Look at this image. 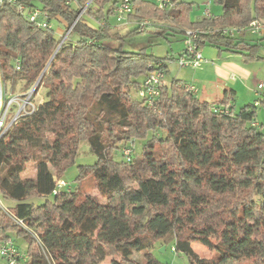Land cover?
Here are the masks:
<instances>
[{
    "label": "trees",
    "instance_id": "1",
    "mask_svg": "<svg viewBox=\"0 0 264 264\" xmlns=\"http://www.w3.org/2000/svg\"><path fill=\"white\" fill-rule=\"evenodd\" d=\"M123 1L20 0L49 21L72 27L74 41L57 51L60 39L53 30L38 29L9 4L0 7L4 84H30L43 73L37 88L46 90L36 112L0 139V197L15 203L6 209L27 227H17L0 211V238L15 233L27 242L22 264H101L108 258L110 264H140L132 259L136 252L145 253L141 264H159L150 252L158 241H172L189 264H264V122L255 124L257 107L232 112L233 92L209 105L173 79L149 108L134 93L149 66L162 65L167 73V59L124 50L126 37L147 29L183 35L242 28L254 20L264 24V0H211L222 14L196 23L189 21L191 5L180 0H171L165 12L155 3L129 0L128 20L136 27L122 36L114 10ZM83 9L97 26L82 15L77 19ZM146 19L157 23L140 31ZM205 44L239 54L245 63L264 61L260 45L238 37L205 39L200 48ZM16 57L19 73L13 71ZM256 101L264 107V100ZM214 107H228V113ZM155 131L164 138L147 140L138 159L133 161L132 152L124 161L123 147L132 143L134 151L133 141ZM82 142L96 162L78 167L76 187L54 194ZM30 163L36 165L35 178L23 180ZM87 178L98 197L80 188ZM33 200L43 202L35 206ZM193 243L215 258H200Z\"/></svg>",
    "mask_w": 264,
    "mask_h": 264
},
{
    "label": "built area",
    "instance_id": "2",
    "mask_svg": "<svg viewBox=\"0 0 264 264\" xmlns=\"http://www.w3.org/2000/svg\"><path fill=\"white\" fill-rule=\"evenodd\" d=\"M73 0H66L67 4L72 3ZM4 4L13 6L17 13L23 16L28 22L32 23L38 29L52 30L51 21L46 13L36 8H29L20 0H0V7ZM156 7L161 11H169L172 7L171 0H155ZM133 8L129 0H124L114 10V18L117 23L124 24L128 22V16L132 13ZM84 12V9L79 13V17ZM150 25L149 21H142L139 23L140 31H143ZM262 30V23L254 20L247 26L238 27H218V28H207V29H193L186 30L183 33V50L180 56L177 58V63L180 68H190L192 70L198 69L203 62V58L200 52L199 43L205 39H211L212 37H239L245 34L258 35ZM150 69L146 75L140 81L138 88L135 92L136 98L144 103L145 106L151 108L153 104L160 97V91L165 87V73L162 69V65L155 64L149 66ZM13 68L15 73L21 72V62L18 57L13 59ZM40 78L32 86V88L23 94H16L14 96H7L5 92L2 72L0 68V139L20 120L25 117L33 115L38 106L39 102L33 101V93L37 89ZM257 94L259 100H264V81L258 82L256 85ZM188 92L194 90L192 87L187 89ZM255 107H259V102H256ZM214 112L217 113H228V107L226 108H213ZM132 143H129L122 148V156L124 161L129 162L132 156ZM71 185L64 180H58L56 182V189L54 194L60 190L69 191ZM0 211H2L17 227L27 230V227L23 221L14 217L9 211L4 208L0 201ZM174 250V249H172ZM0 259L3 260L4 264H22L27 260V255L16 248L11 238H0Z\"/></svg>",
    "mask_w": 264,
    "mask_h": 264
},
{
    "label": "rangeland",
    "instance_id": "3",
    "mask_svg": "<svg viewBox=\"0 0 264 264\" xmlns=\"http://www.w3.org/2000/svg\"><path fill=\"white\" fill-rule=\"evenodd\" d=\"M146 1L152 3L155 0H146ZM185 1L194 2V4L191 5V11H190V13L192 11L194 13V16H192L193 19L195 18L197 19L199 17L201 18L203 12L209 11L210 9H213L212 11L213 13H215L214 11L215 8L221 9L219 6L206 4L204 0H185ZM197 6L199 7L198 9H200V12L196 14ZM82 16L87 24L91 22V24H89L91 27L97 26L96 23H94L91 19L83 15V13ZM147 21L151 23L149 26L157 23L150 20ZM112 22L115 23V20L112 19ZM158 24L163 25L165 23L158 22ZM51 25H52L51 29L54 31L55 37L59 38L60 42L62 41V44L65 42L71 43L74 41V37L69 34L70 32H68V28L64 22L58 20H52ZM135 27H136V23L132 20L130 21L128 20L127 23L119 24L117 26V31L122 36H125L128 32L134 30ZM179 36H181L182 41L178 42ZM182 36H183L182 34L171 35V33H164L162 35H157L154 34L153 30L147 29V32L145 34L139 33L126 37L124 40V50L126 52L143 51L159 59H167V57L171 59L179 52L181 48H184ZM260 54L264 55V49L260 50ZM167 70L168 71L165 74V82L167 86H169L170 83L175 78L182 80L180 75L183 74V70L179 69L174 61L173 63L171 62L168 65ZM37 80L38 78L36 79L35 82L30 84H26L25 81H18L14 85H12L11 81H7L5 84H3L5 87L6 95L10 97L16 94L26 93L32 88V86L37 82ZM45 93L46 90L44 88L35 89V92L33 93L34 94L33 101L35 103L37 102L42 103V101L45 100ZM134 97H136L135 93H134ZM242 106H243L242 104H236L234 107V113H237ZM263 116H264V107L260 106L257 108V120H258L257 122L260 123L264 122ZM164 136H165L164 132L155 131V132H149L147 134V138L145 141L144 140L141 141L137 140L136 142L133 141L134 142L133 161L139 158L141 154L142 146L147 140L152 138H154L155 140L162 139L164 138ZM156 149H159V147L157 146ZM117 158L118 157H116V160L119 159ZM95 162H96V158L91 153L89 144L87 142H82V144L79 145L75 162H73L74 164L70 165L67 168L61 180H64L65 182L69 183L70 185H72V187L73 186L76 187V183L74 180L78 174L77 171L78 167L82 165L83 166L93 165ZM35 174H36V165L34 163L27 164L25 171L21 175V179L33 180L35 178ZM81 184L82 185L80 188L83 189L84 192L88 193L89 195L98 197V193L94 189V184L91 179L87 178L83 180ZM0 201L4 206V208H8V209L12 208L15 204L13 201H5L1 197H0ZM41 202L43 201L33 200L30 203H33L35 206H38ZM101 202L103 201L101 200ZM10 237L14 242L16 248L19 249L21 252L26 253L28 247L27 242L23 238L18 237L15 233L10 235ZM173 245L174 243L172 241H169L167 243H163L160 241L153 243V246L150 250L151 255L159 264H189L188 259L184 254L172 250ZM162 247H165L164 251H161ZM192 249L200 258H206V259L215 258L213 253L207 251V249L201 246L200 244L193 243ZM144 254H145L144 252H140V253L136 252L133 254L132 259L141 264L144 262V258H143ZM0 264H4L3 260L1 259H0Z\"/></svg>",
    "mask_w": 264,
    "mask_h": 264
},
{
    "label": "crops",
    "instance_id": "4",
    "mask_svg": "<svg viewBox=\"0 0 264 264\" xmlns=\"http://www.w3.org/2000/svg\"><path fill=\"white\" fill-rule=\"evenodd\" d=\"M180 2L190 5L194 4V2H187L185 0H180ZM204 2L208 5H213L211 0H204ZM152 3H155V1ZM198 8L199 7L197 6L196 14L200 12V9ZM212 11L213 9L203 12L201 18L199 17L197 19L192 18V16H194L192 11L189 14V21L191 23H196L208 16L217 17L222 14V10L219 8L214 9L215 13ZM89 24H91V22L88 23V25ZM178 38V42L182 41L181 36ZM239 38L244 39L252 45H260L261 49H264V24L262 23V30L260 34L239 35L238 39ZM181 49L171 59L167 57V61L165 62L166 70L171 62L173 63L174 61L175 64L177 63L176 60L182 52ZM200 52L203 62H201L202 64L198 69L192 70L187 67L180 68L178 64H176L179 69L183 70V74L180 75L182 80L178 78H175L174 80L179 81L186 89L192 87L194 89L191 92L192 96L200 102H204L209 105H219L218 102L223 99L225 93L233 92V99L229 103L232 112H234L236 104H242L245 106L248 104L253 105L257 102L256 100H258L259 96L255 87L258 82L264 81V61H251L245 63L241 55L229 53L223 49H216L210 44L202 46L200 48ZM259 56L264 58V55L260 54ZM257 121L258 120L256 118L255 124L259 126L261 123ZM111 260L112 259L108 258L101 264H110Z\"/></svg>",
    "mask_w": 264,
    "mask_h": 264
},
{
    "label": "water",
    "instance_id": "5",
    "mask_svg": "<svg viewBox=\"0 0 264 264\" xmlns=\"http://www.w3.org/2000/svg\"><path fill=\"white\" fill-rule=\"evenodd\" d=\"M90 1H91V0H90ZM89 3H90V2H89ZM78 18H79V16L77 17V19H78ZM77 19H76V21H77ZM71 28H72V27H70V28L68 29V32H70ZM61 44H62V41L59 43V45H58L56 51L60 48ZM56 51H55V52H56ZM54 54H55V53H54ZM47 66H48V64H47ZM47 66L45 67V69L47 68ZM43 72H44V71H43ZM42 74H43V73H42ZM42 74L40 75L39 78H41ZM38 82H39V81H38ZM164 250H165V247H162L161 251H164Z\"/></svg>",
    "mask_w": 264,
    "mask_h": 264
}]
</instances>
